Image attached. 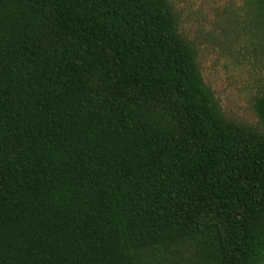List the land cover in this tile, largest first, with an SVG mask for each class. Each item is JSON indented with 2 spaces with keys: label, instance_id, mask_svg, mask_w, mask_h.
I'll list each match as a JSON object with an SVG mask.
<instances>
[{
  "label": "trees",
  "instance_id": "16d2710c",
  "mask_svg": "<svg viewBox=\"0 0 264 264\" xmlns=\"http://www.w3.org/2000/svg\"><path fill=\"white\" fill-rule=\"evenodd\" d=\"M239 1L256 124L172 0H0V264H264V0Z\"/></svg>",
  "mask_w": 264,
  "mask_h": 264
},
{
  "label": "rangeland",
  "instance_id": "374dc122",
  "mask_svg": "<svg viewBox=\"0 0 264 264\" xmlns=\"http://www.w3.org/2000/svg\"><path fill=\"white\" fill-rule=\"evenodd\" d=\"M172 3L183 31L198 48L205 82L221 100L226 115L256 124L258 119L251 109V101L257 90L260 70L248 60L238 62L234 59V48L223 33L230 13L240 1L172 0Z\"/></svg>",
  "mask_w": 264,
  "mask_h": 264
}]
</instances>
